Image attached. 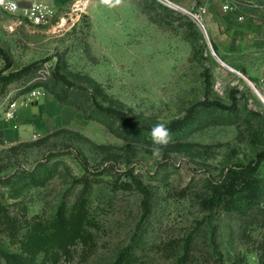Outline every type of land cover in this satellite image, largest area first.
Masks as SVG:
<instances>
[{"label": "rangeland", "instance_id": "1", "mask_svg": "<svg viewBox=\"0 0 264 264\" xmlns=\"http://www.w3.org/2000/svg\"><path fill=\"white\" fill-rule=\"evenodd\" d=\"M74 2L44 25L0 8V264H219L213 241L222 264H264V188L248 213L205 203L233 167L264 187V0ZM205 99L236 108L198 106L154 156L151 128ZM79 207L88 243L56 256L52 223Z\"/></svg>", "mask_w": 264, "mask_h": 264}, {"label": "trees", "instance_id": "2", "mask_svg": "<svg viewBox=\"0 0 264 264\" xmlns=\"http://www.w3.org/2000/svg\"><path fill=\"white\" fill-rule=\"evenodd\" d=\"M0 52L2 49L0 47ZM36 65V63H31L26 65L24 68L18 71L10 73L8 76L4 77L6 80H11L16 77L22 76L31 71V69ZM54 77L57 80H61L63 83L73 86L74 84L58 70L55 71ZM58 96V95H57ZM216 107L219 109L234 110L236 108V103L233 101L231 105H226L219 100H209L205 99L198 102L190 113L183 119H177L166 125L170 130H174L178 126H182L187 123L192 118L193 111L198 107ZM101 107V106H100ZM105 111L113 114L119 115L127 124L132 125L131 121L127 118L124 112L117 109L106 108ZM259 156H264V151L258 153ZM249 167H233L231 168L224 177L213 184L211 196L205 201L210 209L215 206L221 207L226 211H240L243 213H248L255 205L259 203L262 196V179L259 176L253 174V169ZM137 188L141 190L144 194H148L147 188L142 184L141 181L134 180ZM148 198V196H147ZM84 203V202H83ZM82 203V204H83ZM149 201L147 200L146 206H148ZM65 210L63 214L58 215L59 219L52 223V238L49 241L48 248L51 253L56 254V256H61L63 254L69 253V250L79 242L88 243L86 239V232L82 230L88 215L83 207L76 208L75 211ZM148 212V211H146ZM147 214V213H145ZM213 252L218 254V257L214 259V263L222 264L221 255L217 251V243L213 241ZM190 250L187 246L186 254H189ZM119 255L117 260L112 264H139V261L133 251H125ZM10 264H34V261H26L22 257L16 255H7Z\"/></svg>", "mask_w": 264, "mask_h": 264}, {"label": "built area", "instance_id": "3", "mask_svg": "<svg viewBox=\"0 0 264 264\" xmlns=\"http://www.w3.org/2000/svg\"><path fill=\"white\" fill-rule=\"evenodd\" d=\"M14 2L17 4L15 12L8 11L5 6H0V8L11 14L22 16L26 21L34 25L47 24L56 14L54 5L46 0H33L28 5H21L18 0H14ZM88 3L89 0H75L73 8L84 10Z\"/></svg>", "mask_w": 264, "mask_h": 264}, {"label": "clouds", "instance_id": "4", "mask_svg": "<svg viewBox=\"0 0 264 264\" xmlns=\"http://www.w3.org/2000/svg\"><path fill=\"white\" fill-rule=\"evenodd\" d=\"M100 3L108 8H116L123 3V0H100ZM0 6H5L8 11L15 12L17 4L14 0H0ZM261 7V5H254ZM151 140L153 143L152 152L156 157L161 156L162 148L172 142L170 129L164 123H157L151 128Z\"/></svg>", "mask_w": 264, "mask_h": 264}, {"label": "crops", "instance_id": "5", "mask_svg": "<svg viewBox=\"0 0 264 264\" xmlns=\"http://www.w3.org/2000/svg\"><path fill=\"white\" fill-rule=\"evenodd\" d=\"M19 2H20V4L21 5H28V4H30V2L31 1H33V0H18ZM46 1H48V2H52L53 0H46ZM52 4V3H51Z\"/></svg>", "mask_w": 264, "mask_h": 264}, {"label": "bare ground", "instance_id": "6", "mask_svg": "<svg viewBox=\"0 0 264 264\" xmlns=\"http://www.w3.org/2000/svg\"><path fill=\"white\" fill-rule=\"evenodd\" d=\"M258 94L263 98V100H264V97L260 94V92L258 91Z\"/></svg>", "mask_w": 264, "mask_h": 264}, {"label": "water", "instance_id": "7", "mask_svg": "<svg viewBox=\"0 0 264 264\" xmlns=\"http://www.w3.org/2000/svg\"><path fill=\"white\" fill-rule=\"evenodd\" d=\"M256 91L258 92V90L256 89Z\"/></svg>", "mask_w": 264, "mask_h": 264}]
</instances>
